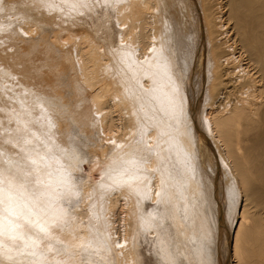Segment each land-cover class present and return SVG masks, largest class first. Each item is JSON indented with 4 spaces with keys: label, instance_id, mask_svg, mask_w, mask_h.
Wrapping results in <instances>:
<instances>
[{
    "label": "bare ground",
    "instance_id": "6f19581e",
    "mask_svg": "<svg viewBox=\"0 0 264 264\" xmlns=\"http://www.w3.org/2000/svg\"><path fill=\"white\" fill-rule=\"evenodd\" d=\"M229 260L264 264V0H0V264Z\"/></svg>",
    "mask_w": 264,
    "mask_h": 264
},
{
    "label": "rangeland",
    "instance_id": "374dc122",
    "mask_svg": "<svg viewBox=\"0 0 264 264\" xmlns=\"http://www.w3.org/2000/svg\"><path fill=\"white\" fill-rule=\"evenodd\" d=\"M202 22H203V20H202ZM203 33H204V39H205V27H204V24H203ZM205 42L203 41V44H204ZM214 147V146H213ZM215 148V147H214ZM216 151V150H215ZM89 170V168L86 166L85 167V172L87 173V171ZM101 178V174H100V172L98 171V172H96V174H95V179L96 180H99ZM228 264H230V260H229V262H228Z\"/></svg>",
    "mask_w": 264,
    "mask_h": 264
}]
</instances>
